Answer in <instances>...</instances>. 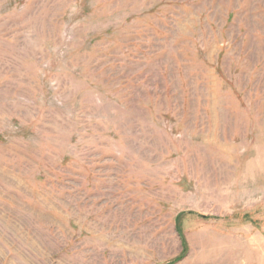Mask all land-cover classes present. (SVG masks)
<instances>
[{"label":"rangeland","instance_id":"1","mask_svg":"<svg viewBox=\"0 0 264 264\" xmlns=\"http://www.w3.org/2000/svg\"><path fill=\"white\" fill-rule=\"evenodd\" d=\"M0 264H264V0H0Z\"/></svg>","mask_w":264,"mask_h":264}]
</instances>
